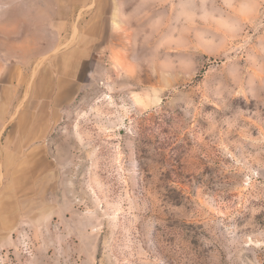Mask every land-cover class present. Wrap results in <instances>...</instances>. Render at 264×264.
<instances>
[{
  "label": "rangeland",
  "instance_id": "obj_1",
  "mask_svg": "<svg viewBox=\"0 0 264 264\" xmlns=\"http://www.w3.org/2000/svg\"><path fill=\"white\" fill-rule=\"evenodd\" d=\"M0 264H264V0H0Z\"/></svg>",
  "mask_w": 264,
  "mask_h": 264
}]
</instances>
